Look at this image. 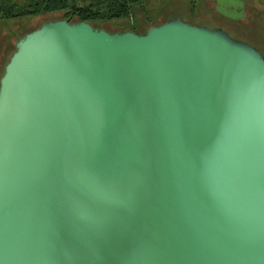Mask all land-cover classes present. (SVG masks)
I'll use <instances>...</instances> for the list:
<instances>
[{"label": "water", "instance_id": "water-1", "mask_svg": "<svg viewBox=\"0 0 264 264\" xmlns=\"http://www.w3.org/2000/svg\"><path fill=\"white\" fill-rule=\"evenodd\" d=\"M0 264H264V55L181 17L26 32L0 74Z\"/></svg>", "mask_w": 264, "mask_h": 264}, {"label": "rangeland", "instance_id": "rangeland-1", "mask_svg": "<svg viewBox=\"0 0 264 264\" xmlns=\"http://www.w3.org/2000/svg\"><path fill=\"white\" fill-rule=\"evenodd\" d=\"M21 3L23 0H16ZM143 0L135 8L133 20L117 19L93 23V26L108 31H131L143 33L146 28L158 25L168 19L182 20L206 28L221 27L236 40L247 42L264 55V0ZM62 13L34 17L0 18V73L8 56L14 50L15 42L27 31L42 22L61 18ZM150 20L151 22L147 21ZM151 23V24H149Z\"/></svg>", "mask_w": 264, "mask_h": 264}, {"label": "trees", "instance_id": "trees-1", "mask_svg": "<svg viewBox=\"0 0 264 264\" xmlns=\"http://www.w3.org/2000/svg\"><path fill=\"white\" fill-rule=\"evenodd\" d=\"M142 4L143 0H23L21 3L0 0V18L36 17L60 12L61 18L68 21H86L93 25L117 19L133 20L134 9L140 8ZM132 29L135 31L134 26Z\"/></svg>", "mask_w": 264, "mask_h": 264}, {"label": "crops", "instance_id": "crops-1", "mask_svg": "<svg viewBox=\"0 0 264 264\" xmlns=\"http://www.w3.org/2000/svg\"><path fill=\"white\" fill-rule=\"evenodd\" d=\"M0 63H1V57H0ZM1 74V73H0Z\"/></svg>", "mask_w": 264, "mask_h": 264}]
</instances>
